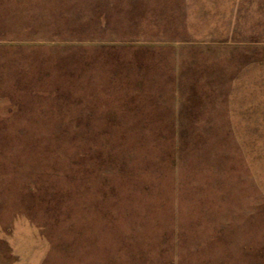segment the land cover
<instances>
[{
  "label": "rangeland",
  "instance_id": "obj_1",
  "mask_svg": "<svg viewBox=\"0 0 264 264\" xmlns=\"http://www.w3.org/2000/svg\"><path fill=\"white\" fill-rule=\"evenodd\" d=\"M0 264H264V0H0Z\"/></svg>",
  "mask_w": 264,
  "mask_h": 264
}]
</instances>
